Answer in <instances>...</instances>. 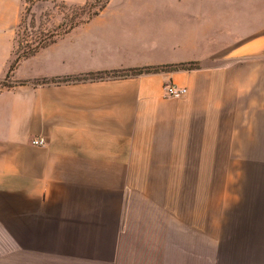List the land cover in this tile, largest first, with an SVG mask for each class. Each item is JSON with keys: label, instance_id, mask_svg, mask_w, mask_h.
<instances>
[{"label": "crops", "instance_id": "1", "mask_svg": "<svg viewBox=\"0 0 264 264\" xmlns=\"http://www.w3.org/2000/svg\"><path fill=\"white\" fill-rule=\"evenodd\" d=\"M24 1L0 0V78ZM169 3L109 0L0 89V264H264V0L228 9L220 62L127 73L197 52L160 35Z\"/></svg>", "mask_w": 264, "mask_h": 264}, {"label": "rangeland", "instance_id": "2", "mask_svg": "<svg viewBox=\"0 0 264 264\" xmlns=\"http://www.w3.org/2000/svg\"><path fill=\"white\" fill-rule=\"evenodd\" d=\"M109 0H89L85 4H69L56 1L26 0L22 7L23 22L16 30L14 49L17 54L28 49V45L36 46L41 38L52 40L68 30L72 23H82L90 16L98 14ZM170 2L168 7L160 9V35L175 44L180 41L181 51L184 49L185 36L190 33L197 37L196 53L187 52L174 63L185 64L186 67H199L202 64L220 62L219 47L221 20L227 18L228 9L237 0H163ZM21 22V21H20ZM208 37L206 40L203 38ZM202 40L200 41V39ZM165 42H167L165 40ZM192 48V50H193ZM217 48V49H216ZM218 53V54H217ZM177 58V56H175ZM160 65V66H161ZM12 85L11 78H0V89Z\"/></svg>", "mask_w": 264, "mask_h": 264}, {"label": "trees", "instance_id": "3", "mask_svg": "<svg viewBox=\"0 0 264 264\" xmlns=\"http://www.w3.org/2000/svg\"><path fill=\"white\" fill-rule=\"evenodd\" d=\"M90 17H92V16H90ZM22 22H23V19H21V22L18 24V26H17L18 29L21 27ZM78 24H80V23H72L68 30L74 28ZM17 28H16V30H17ZM68 30H66V31H68ZM54 39L50 40V42L54 41ZM50 42H49V40H46L45 38H41L40 43H38V45H36V46L28 45V49H25L23 52H21L19 54H17V52L14 49L13 54H12V58H11L10 64H9L7 78H9V77L11 78L13 76V73L16 70V68L18 67L21 60L28 58L29 56L35 54L41 47L46 46ZM164 66L165 65L134 68V69L127 71V73L140 74L143 72L162 70L163 68H166ZM167 68L174 70V69H183V68H192V67H186L185 64H179V65H168ZM118 74L119 73H117V72H114V73H97V74H90V75L80 77V79H87L89 77H91V78H104L106 75L117 76ZM8 86H11V85H8ZM8 86H6V87H8Z\"/></svg>", "mask_w": 264, "mask_h": 264}, {"label": "built area", "instance_id": "4", "mask_svg": "<svg viewBox=\"0 0 264 264\" xmlns=\"http://www.w3.org/2000/svg\"><path fill=\"white\" fill-rule=\"evenodd\" d=\"M188 93V88L183 86H178L173 83H168L165 85V94L168 97H182ZM34 145H45L46 139L44 137H35L32 139Z\"/></svg>", "mask_w": 264, "mask_h": 264}]
</instances>
